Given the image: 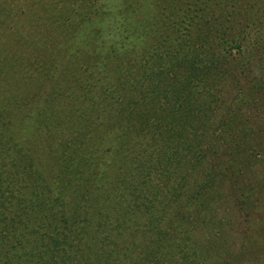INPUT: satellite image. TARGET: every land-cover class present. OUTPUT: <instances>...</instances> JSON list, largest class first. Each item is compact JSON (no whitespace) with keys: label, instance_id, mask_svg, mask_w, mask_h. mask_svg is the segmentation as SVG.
<instances>
[{"label":"trees","instance_id":"16d2710c","mask_svg":"<svg viewBox=\"0 0 264 264\" xmlns=\"http://www.w3.org/2000/svg\"><path fill=\"white\" fill-rule=\"evenodd\" d=\"M97 2L96 9L108 16L103 21L125 30L127 35L121 40L130 52L140 30L137 24L144 25L149 19L139 7L124 19L120 14L109 15L107 8L118 13L120 0H112L107 8L109 0ZM7 8H0V26L14 23L13 31L17 29L16 11L6 14ZM96 18L87 16L85 27L79 26L78 44L106 54L110 45L105 39L110 37L85 32L88 23L96 24ZM245 24L213 25L193 43L195 55L181 53L183 45L174 37L176 54L167 70L174 72L182 66L184 72L175 77L178 81L164 75L161 85L167 89L158 87L155 104L145 106L143 119L139 110H132L112 125L119 136L108 147L113 150L112 159L97 157L95 144L88 141L81 150L72 147L69 154L62 153L68 160L62 178L67 175L71 195L41 176L40 183L32 187L36 200L25 205L33 213L10 212L9 203L0 199V264H264V168L254 151L259 141L250 132L253 122L241 119L245 113L235 109L236 99L232 102L234 97H227L224 88H235L245 105L254 102L256 94L264 97V38L257 32L256 40L245 34L221 41L223 32ZM181 31L187 34V29ZM225 44L237 45L238 53L218 55L216 51ZM207 51L209 61H202ZM7 55V63L2 61L6 69H0L4 84L0 123L33 151L37 142H30L32 132L39 128L35 121L45 106L41 97L39 102L30 97L29 108L12 113L26 99V92L16 93L17 82L8 80L15 69L10 68L14 65ZM141 59L145 76L152 77L150 83L160 81L153 59ZM93 62V67H99L100 60ZM94 71L99 75L100 67ZM124 80L117 84L119 88L128 82ZM19 83L36 84L28 71ZM48 89L44 86L42 92L46 95ZM5 93L10 95L7 100ZM173 94L174 101H169ZM254 105L261 106L260 100ZM120 106L125 109L124 104ZM262 123L258 120L254 126ZM44 128L45 133L51 129ZM125 128L132 132L128 134ZM77 138L65 139L66 144L70 147ZM84 152L89 153L85 166L70 160L71 153ZM71 165L73 171L67 169ZM72 176L78 178L74 184Z\"/></svg>","mask_w":264,"mask_h":264},{"label":"rangeland","instance_id":"374dc122","mask_svg":"<svg viewBox=\"0 0 264 264\" xmlns=\"http://www.w3.org/2000/svg\"><path fill=\"white\" fill-rule=\"evenodd\" d=\"M1 1L0 8L8 7L6 14L14 13L12 9H15L13 16H16L18 22L17 29L13 31L14 23L8 22L6 26H0V69L1 71L6 69L2 61L7 63L8 60L4 55L8 52L10 63L14 65L10 68L15 69L12 73L7 68L11 72L8 80L11 83L17 82L14 84L18 88L16 93L22 90L26 92L24 97L26 99L19 101L18 108L13 109L12 113L16 115L18 111L29 108L27 106L32 104V100L39 102L41 98L45 106L43 108L45 110L39 112L35 121L39 128L32 132L30 142H37L33 151L26 148L28 144L24 140L17 141L15 137L9 135L4 130V125L0 123V199L6 200L9 203L8 211L15 213H26L25 205L31 200H36L32 187L35 182L40 183L41 176L48 179L49 183L53 182L65 188L63 192L65 194L69 195L68 191H73L71 186L66 185L67 175L62 178L68 161L63 157V152L69 154L72 147H79L81 150L84 143L88 141L95 144L97 157L106 158L108 162L112 159L113 150L111 151L108 147L116 143L119 137L113 133L112 125L116 121L126 119L128 112L132 110H139L143 119L145 106L155 104L158 87H161V91L167 89L161 84L164 75L168 73L167 65L173 63L172 58L176 54L174 53L176 51L174 50L176 46L173 44L174 37L183 45L181 53L194 55L196 50L193 43L199 35H204L205 31L213 25L215 28L216 25L219 27L222 24L232 26L246 23L245 26L234 27L230 31L223 32L221 41L230 40L232 37H243L245 34L251 37L250 40H256L257 32L264 38V0H235V3L229 0L224 2L218 0V3L216 0H120L118 13L107 8L111 5L112 0H109V4L106 2V7L104 6L108 9L106 11L109 15L120 14L124 19L131 15L133 8L139 7V12L145 16V19H149L143 21L144 25L137 24L140 30L135 33L136 41L131 45L133 46L130 50L131 54L121 40L126 34L123 27L103 21L108 16L100 9H96L99 0ZM135 12L137 13V9ZM87 16L97 18L96 24L88 23L85 32L95 35L106 33V36L110 37L105 39L110 45L105 50L106 54L102 50L91 52L79 46L76 32L79 26L85 27ZM184 26L187 27L182 29H187V34H184L182 29L179 30ZM224 46L221 47L223 50L216 51L218 55L224 52L230 55L238 53L237 45L225 44ZM171 51L173 52L170 55ZM205 55L202 61H209L210 52H205ZM138 58L153 59L151 62L154 65V73L161 80L152 85L150 83L152 77L145 76L146 71H143L144 67L140 65ZM93 60H100L99 75L94 71L99 67H93ZM149 63L150 61L146 69ZM27 71L32 82L36 83L33 86L19 83ZM183 72V67L179 66L177 70L168 74L173 80L178 81L175 77ZM1 78L2 74H0V92L4 90ZM124 79L128 82L124 87L119 88L117 84L120 81L124 82ZM48 80L52 81L51 85H47ZM44 86L49 88L46 95L42 92ZM198 86L199 83L194 84L195 88ZM146 87L153 91H145ZM224 88L227 97H234L231 98L232 102L236 99L235 109L241 114L245 113L241 119L253 122V131L250 132L258 138L259 142L255 144L254 151L260 157L263 170L264 97L256 94L254 102L251 101L246 106V100L238 96L235 88L227 85ZM5 96L6 100L10 97L7 93ZM30 97L32 100L29 99ZM174 99L173 94L169 101ZM259 100L261 106L254 105ZM96 104L97 107L94 106ZM121 104H124V110ZM2 115L0 114V117ZM3 120L6 121L5 118ZM258 120L262 124L254 126ZM46 126L51 127L48 133H45ZM106 128L109 129L108 133ZM131 132L127 130L128 134ZM74 136L78 138L75 142L71 141L69 147L65 139H73ZM137 136L139 137V134ZM49 154L54 157L48 159ZM88 154L84 152L82 155L79 153L72 155L71 153L70 160L73 163L82 162L81 166H85L83 161ZM71 167L73 166L67 169L73 171ZM77 179V176H72V184L77 182ZM42 196L45 197L44 194ZM2 225L0 223V230ZM6 229H8L6 232H11L9 228Z\"/></svg>","mask_w":264,"mask_h":264}]
</instances>
